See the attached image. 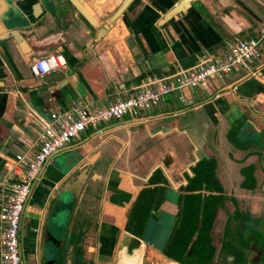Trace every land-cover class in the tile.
<instances>
[{
    "label": "crops",
    "instance_id": "obj_1",
    "mask_svg": "<svg viewBox=\"0 0 264 264\" xmlns=\"http://www.w3.org/2000/svg\"><path fill=\"white\" fill-rule=\"evenodd\" d=\"M85 1L102 24L125 0ZM179 1L132 0L99 39L67 0H47L49 10L19 32L27 53L13 41L0 46V194L12 178L5 164L16 165V156L37 149L50 113L128 98L144 76L168 78L189 69L228 39L255 36L264 21V0H200L160 25ZM260 50L250 71L234 74L229 83L188 90L184 102L174 93L139 118L86 131L52 155L22 212L21 264H74L85 257L114 264L122 249L129 264L142 263L150 250L159 254L171 233L177 189L201 159L216 162L214 174L226 196L237 199L251 190L241 186L247 167L257 188L264 178V45ZM54 54L62 70L36 79L35 60ZM146 190H153L155 212L140 239L126 226ZM60 191L75 199L64 220L48 205ZM135 250L141 253L135 256ZM156 261L152 255L145 263Z\"/></svg>",
    "mask_w": 264,
    "mask_h": 264
},
{
    "label": "built area",
    "instance_id": "obj_2",
    "mask_svg": "<svg viewBox=\"0 0 264 264\" xmlns=\"http://www.w3.org/2000/svg\"><path fill=\"white\" fill-rule=\"evenodd\" d=\"M256 30L253 37L228 39L222 47L200 57L193 67L179 69L168 78L144 76L128 98H116L107 106L77 105L66 111L50 113L41 126L37 149L31 154L16 156V165L5 164L12 178L0 194V264H21L19 231L22 212L33 183L52 155L65 149L86 131L98 130L112 120L139 118L174 93L184 102L188 90L210 82L229 83L234 74L250 71V64L262 55L264 21ZM63 66L61 57L54 54L36 59L31 70L36 79H41L51 71L62 70Z\"/></svg>",
    "mask_w": 264,
    "mask_h": 264
},
{
    "label": "flooded vegetation",
    "instance_id": "obj_3",
    "mask_svg": "<svg viewBox=\"0 0 264 264\" xmlns=\"http://www.w3.org/2000/svg\"><path fill=\"white\" fill-rule=\"evenodd\" d=\"M192 178H188L187 182L189 183ZM188 183L177 189L174 205V222L170 229V235L164 241V245H166L159 251V254H156L153 250H150L148 255L144 253L141 264H146L145 261L150 259L152 255H156V262L159 264H264V203L260 207L256 204L247 206L243 203L240 204V198L238 201L236 198L226 196L222 192L220 184V191L215 192L213 190H205L204 186L199 190H188ZM257 188L264 199V178L257 185ZM257 188L247 190L253 191ZM192 195H200V199L202 200L203 198V201L210 196L219 199L216 202L206 204L201 201L197 205L194 198H188ZM190 200L192 203H186V201ZM259 200H261L260 197ZM205 205L206 207H210L211 212L213 211V218L207 221L208 229L205 235L201 236V241L197 245V251L193 252V246L189 248V244L197 227L201 230L202 219L198 214V221L194 226V231L190 238H188L187 234L194 225V216L186 223L184 218L185 216L187 217V207H205ZM183 207H185L184 210ZM176 228L180 233L178 235L179 240L176 239L175 244L170 247L168 243H170V238ZM183 233L185 234L184 237L181 236ZM185 243L186 245H184ZM138 250L135 251L137 252ZM166 253L171 254L173 258H168ZM74 264L94 263L85 257L79 258Z\"/></svg>",
    "mask_w": 264,
    "mask_h": 264
},
{
    "label": "water",
    "instance_id": "obj_4",
    "mask_svg": "<svg viewBox=\"0 0 264 264\" xmlns=\"http://www.w3.org/2000/svg\"><path fill=\"white\" fill-rule=\"evenodd\" d=\"M67 1L93 28L98 30L97 37L100 39L104 37L106 31L118 20L132 0H125L102 24L99 21V17L85 0ZM197 1L200 0H180L164 15L159 24L162 25L166 21L185 13L190 5ZM48 5L47 0H0V16L4 15L5 18H0V46L8 41H13L23 54L27 53L29 51L27 43L19 32L20 30H27L35 20H38L46 10H49L47 8ZM236 84H232L228 89H231ZM3 85L0 81V87L3 88ZM43 169L44 167L40 171L39 176ZM70 193L69 191H67V194L64 191L54 192L53 197H50L48 205L52 207L54 216L57 215L63 220L68 216V210L75 203V199L69 197ZM43 237L44 243L46 238H48V233L44 232ZM194 240L195 237L193 238ZM40 255H43V251H41Z\"/></svg>",
    "mask_w": 264,
    "mask_h": 264
},
{
    "label": "trees",
    "instance_id": "obj_5",
    "mask_svg": "<svg viewBox=\"0 0 264 264\" xmlns=\"http://www.w3.org/2000/svg\"><path fill=\"white\" fill-rule=\"evenodd\" d=\"M215 162L213 160H206V159H201L196 166L194 167V177L190 180L188 183L187 189L188 190H199L202 188V186L205 187V190H213L215 192L220 191L219 187V182L217 178L215 177L214 170H215ZM241 173L244 177L241 186L242 188L246 189H253L255 187L254 184V179L252 178V168L247 167L244 169H241ZM204 189V188H203ZM153 190H146L141 192L138 195V198L136 202L134 203V206L131 208L130 213L128 215L129 219V224L126 226L127 231L134 235L135 237L141 238L143 230H144V225L148 221V219L153 216V213L155 210L151 207V204L153 202V196L149 192ZM189 199L194 198L195 203L198 205L201 203V201L206 204L210 202H216L219 198L217 197H207L203 201L200 199V195L196 196H189ZM192 203V201H186V203ZM185 207H183L184 210ZM198 214L201 216L200 218L202 219V227L201 230L200 228L197 227L192 240L189 244V248L192 247V251L195 252L197 251V245L201 241V236L205 235L207 229H208V224L207 221H210L213 218V211L211 212L210 207H187V217L185 216L184 221L185 223L191 219L192 216H194V225L191 228L190 232L187 234L188 238H190L192 232L194 231V226L197 223V217ZM201 221V220H200ZM172 237L170 238V243H168V246L172 247L176 239H178L179 230L176 228V230L173 231ZM181 236H185L183 233ZM181 237V238H183ZM195 237V240L193 241V238ZM180 238V237H179ZM193 241V242H192ZM194 244V245H193ZM186 245V243L184 244ZM188 248V250H189ZM167 254V253H166ZM167 257L172 259L173 256L171 254H167Z\"/></svg>",
    "mask_w": 264,
    "mask_h": 264
},
{
    "label": "rangeland",
    "instance_id": "obj_6",
    "mask_svg": "<svg viewBox=\"0 0 264 264\" xmlns=\"http://www.w3.org/2000/svg\"><path fill=\"white\" fill-rule=\"evenodd\" d=\"M259 197L261 198V200H259ZM238 199L239 198H237L236 200H238ZM239 202H240V204L243 203V204H246L247 206L256 204L257 206L260 207L264 203V199H263V195L260 193L259 189L257 188V189H255L253 191H241L240 192V201ZM138 253H141V252H137L135 254V256ZM118 256H119V261H118L119 264L126 263L125 259L129 258V255L126 254V252L123 249L118 253ZM135 256H132V257H135ZM104 262H105V259L101 258V259H98L96 264H103ZM129 264H141V260L139 258V259H136V261L133 260V261L129 262Z\"/></svg>",
    "mask_w": 264,
    "mask_h": 264
},
{
    "label": "bare ground",
    "instance_id": "obj_7",
    "mask_svg": "<svg viewBox=\"0 0 264 264\" xmlns=\"http://www.w3.org/2000/svg\"><path fill=\"white\" fill-rule=\"evenodd\" d=\"M114 264H119L118 260L116 262H114Z\"/></svg>",
    "mask_w": 264,
    "mask_h": 264
}]
</instances>
